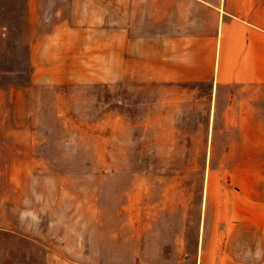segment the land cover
I'll list each match as a JSON object with an SVG mask.
<instances>
[{
    "label": "crops",
    "instance_id": "0c3cea01",
    "mask_svg": "<svg viewBox=\"0 0 264 264\" xmlns=\"http://www.w3.org/2000/svg\"><path fill=\"white\" fill-rule=\"evenodd\" d=\"M36 7L32 71L138 86L154 119H204L203 148L234 152L206 161L204 174L146 171L122 207L97 208L89 250L79 240L78 254L65 246L44 264H264V0Z\"/></svg>",
    "mask_w": 264,
    "mask_h": 264
},
{
    "label": "rangeland",
    "instance_id": "374dc122",
    "mask_svg": "<svg viewBox=\"0 0 264 264\" xmlns=\"http://www.w3.org/2000/svg\"><path fill=\"white\" fill-rule=\"evenodd\" d=\"M49 3L0 0V264H44L65 246L78 254L79 240L89 250L97 208L122 207L146 171L199 175L211 158H234L203 148L204 119H154L138 86L32 71L36 6Z\"/></svg>",
    "mask_w": 264,
    "mask_h": 264
}]
</instances>
